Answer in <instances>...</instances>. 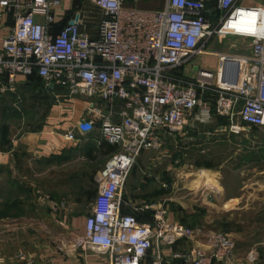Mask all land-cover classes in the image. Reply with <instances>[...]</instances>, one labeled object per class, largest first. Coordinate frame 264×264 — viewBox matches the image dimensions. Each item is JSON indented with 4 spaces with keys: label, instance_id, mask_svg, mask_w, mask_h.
Segmentation results:
<instances>
[{
    "label": "built area",
    "instance_id": "built-area-1",
    "mask_svg": "<svg viewBox=\"0 0 264 264\" xmlns=\"http://www.w3.org/2000/svg\"><path fill=\"white\" fill-rule=\"evenodd\" d=\"M87 1L100 13L94 33L87 29L86 9L55 31L54 10L62 0H0V16L8 12L13 18L1 41L0 87L13 91L18 75L35 74L63 96L83 94L106 103L101 113L89 102L85 117L63 133L75 141L77 132L92 131L99 119L101 141L123 145L96 175L81 244L105 249L108 264H140L154 243L171 244L191 232L168 223L157 202L123 197L146 140L158 130L180 133L212 116L222 117L232 133L241 124L264 129V0H164L159 10L129 7L124 0ZM225 37L246 45L235 51L207 48ZM205 53L216 57L214 69L195 63ZM232 246L218 232L208 248L173 252L169 262L158 249L151 264H218Z\"/></svg>",
    "mask_w": 264,
    "mask_h": 264
},
{
    "label": "rangeland",
    "instance_id": "rangeland-1",
    "mask_svg": "<svg viewBox=\"0 0 264 264\" xmlns=\"http://www.w3.org/2000/svg\"><path fill=\"white\" fill-rule=\"evenodd\" d=\"M219 44L217 50L235 51L246 42L238 37H225ZM205 54L200 57L201 65L214 69L216 57ZM44 89L41 78H35L30 88L18 86L13 91H2L0 87V124L12 125L15 135H20L23 131L41 128L48 119L53 126L50 129L62 134L63 123L78 114L80 118L85 117L89 102L101 113H106L108 108L98 98L80 94L71 99L61 95L58 89ZM211 118L208 122L187 126L180 133L158 130L151 135L136 154L123 197L150 203L164 201V209L177 214L187 227L204 225L217 233L231 232L235 225H240L234 221L242 215H264V129L241 124L239 132L232 133L228 126L218 125V118L222 117ZM96 141H101L99 135L66 142L60 154L27 162L26 173L21 164L17 182L26 188L31 186L36 195L33 197L38 201L39 196L47 205L41 216H34L36 219L18 222L19 233L13 245L17 264H28V261L36 264L26 259V253L44 244L65 249L74 245L71 218L89 209L97 193L96 175L111 155L95 159L86 156L88 149L99 145ZM115 146V152L123 149V145ZM204 159L210 160L213 166H196L197 161ZM200 172L205 175L197 183L194 175ZM89 190L94 191L90 198L86 195ZM232 198H237L235 205L231 204ZM63 209H66L65 215Z\"/></svg>",
    "mask_w": 264,
    "mask_h": 264
},
{
    "label": "crops",
    "instance_id": "crops-1",
    "mask_svg": "<svg viewBox=\"0 0 264 264\" xmlns=\"http://www.w3.org/2000/svg\"><path fill=\"white\" fill-rule=\"evenodd\" d=\"M163 4L164 0H124V5L126 6L145 10H159L163 7ZM213 6L212 1L207 3L208 10L213 8ZM83 9L90 11L85 21L88 24L87 29L89 32L94 33L95 25L100 18V13L97 6L87 0H84L83 3H80V0H62L61 5L54 10V19L56 22L55 31L68 22L77 11H82ZM208 14L212 17V13ZM37 18L41 19V17ZM12 26V15L8 12L2 14L0 16V47L2 38L10 31ZM222 39L214 38L208 43L207 47L211 46L208 49L211 51L217 50L216 47L220 45L219 43H222ZM202 55L204 54H201L195 59V63L200 66H202L200 63V57ZM215 66L216 64L212 68H215ZM26 78L23 75H18L17 79L19 81L17 80L16 87L21 86L25 88L24 84L29 82L26 81ZM79 119L80 115L78 114L71 121L63 123L62 127H60L65 129L63 133L75 128ZM45 122L41 128L23 131L20 135H15L12 125L7 126V142H3L0 139V264L18 263L17 251L15 246H13L16 244L19 233L18 222L36 219L34 216H41L47 205L39 196L38 201L36 197H33L35 194H33V188H30L31 186L26 188L22 182H17L16 175H18L19 171H22L21 167L23 165L24 173L27 172V166H29L27 162L31 159H42L52 154H60L65 143L70 142L63 138V133H57L50 129L53 126L49 125L48 119ZM100 123L101 121L96 119L92 131L85 134L77 132L76 138H85L88 136H96L97 138L99 135L97 128ZM3 125L6 124H0V130ZM20 128H22V125ZM96 143L99 144L98 141ZM109 155L102 156L101 158L108 157ZM203 174L204 172H200L194 175L197 183H200V180L204 178L205 174ZM22 191H24V195H22ZM128 198L136 204H141L144 200H136L130 196ZM236 200L237 198H232L231 204L235 205ZM158 206L164 209V201H159ZM164 210V218H166L168 223L173 225L180 223L187 227L183 224V219H180L177 214H174V212L169 213L166 209ZM87 212L88 210L81 211L71 218V225L75 230L74 233H71V236L75 237L73 246L65 249L59 245L51 246L44 244L40 248L27 251L29 253H26V259L30 258L34 260L36 264H108V255L105 249L99 250L81 245L84 219ZM63 214H66V209L63 211ZM239 218L234 222L236 224L240 222V225H235L231 232L225 233L233 245L231 254L218 264H264V215L260 213H249ZM140 219V221H145V218L143 220L142 216H140ZM190 230V234L178 237L171 244L160 242L156 245L154 243L149 250V255L144 257L140 264H151V256L158 249L165 260L169 262L171 261L173 252H189L198 246L206 249L214 243V235L217 232L206 226L201 225L190 228Z\"/></svg>",
    "mask_w": 264,
    "mask_h": 264
},
{
    "label": "trees",
    "instance_id": "trees-1",
    "mask_svg": "<svg viewBox=\"0 0 264 264\" xmlns=\"http://www.w3.org/2000/svg\"><path fill=\"white\" fill-rule=\"evenodd\" d=\"M35 78H39V77L36 76L35 74H32V75L28 76L26 78V81H29V82L27 84H24V87H26V88L32 87L34 85ZM53 89H58V88H53ZM53 89L45 88L44 90L48 91V90H53ZM224 124H225V122L223 121V119L218 118V125H224ZM7 134H8L7 133V125H3L1 127V130H0V139H1V141L7 142L6 141L7 140L6 139V135ZM115 150H116V146L115 145H111V144H109V143H107L105 141H100L99 145H97L96 147H93L91 149H88V152H87L86 156L91 157V159L92 158L95 159L97 157H102V156H107L109 154H112L113 152H115ZM195 164H196V166L205 167V168H210V167L213 166V163L210 160H208V159H204L202 161L199 160ZM93 193H94V191L89 190V191L86 192V195H87L88 198H90V197H92ZM157 193H158V191H157ZM124 197L128 198V196H124ZM128 199H130V198H128ZM149 213H151V212H147V214H149ZM138 220H141L140 216H138ZM143 220H144V217H143Z\"/></svg>",
    "mask_w": 264,
    "mask_h": 264
},
{
    "label": "water",
    "instance_id": "water-1",
    "mask_svg": "<svg viewBox=\"0 0 264 264\" xmlns=\"http://www.w3.org/2000/svg\"><path fill=\"white\" fill-rule=\"evenodd\" d=\"M69 23H70V24L73 23V20H70Z\"/></svg>",
    "mask_w": 264,
    "mask_h": 264
}]
</instances>
